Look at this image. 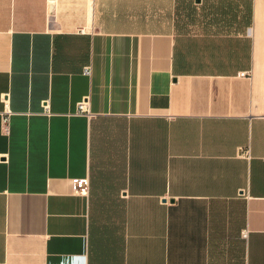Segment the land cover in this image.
Returning a JSON list of instances; mask_svg holds the SVG:
<instances>
[{"label": "crops", "instance_id": "crops-1", "mask_svg": "<svg viewBox=\"0 0 264 264\" xmlns=\"http://www.w3.org/2000/svg\"><path fill=\"white\" fill-rule=\"evenodd\" d=\"M0 264H264V0H0Z\"/></svg>", "mask_w": 264, "mask_h": 264}, {"label": "built area", "instance_id": "built-area-1", "mask_svg": "<svg viewBox=\"0 0 264 264\" xmlns=\"http://www.w3.org/2000/svg\"><path fill=\"white\" fill-rule=\"evenodd\" d=\"M84 74L87 76H91L92 68L91 67L85 68ZM243 76H245V75H243ZM88 101H89V98H86L83 101H81L80 103H78L77 110H76L77 115L92 116V112H91V109L89 107ZM2 103H3V111L1 112V129L5 135H9L10 134V122H11L12 116L14 115V112L11 109L10 95L9 94H4L2 96ZM42 107H43V113L46 115H50V100L43 101ZM85 185L86 184H83L82 188ZM82 188H80L78 190V192L80 194L84 193Z\"/></svg>", "mask_w": 264, "mask_h": 264}]
</instances>
